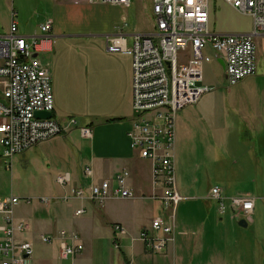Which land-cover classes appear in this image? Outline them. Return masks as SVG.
Masks as SVG:
<instances>
[{"label":"built area","instance_id":"built-area-1","mask_svg":"<svg viewBox=\"0 0 264 264\" xmlns=\"http://www.w3.org/2000/svg\"><path fill=\"white\" fill-rule=\"evenodd\" d=\"M87 1L125 8L131 3V0ZM209 1L150 0L151 32L128 34L121 29L115 34L104 35L107 53H131L133 115L127 135L140 159L149 163L154 194L148 198L157 199L170 211L167 218L152 220V233L143 230L138 234L137 239L144 248L154 254L162 253L174 242L175 210L183 200L177 189L174 166L176 114L211 91L208 86L201 85L203 66L210 61L223 62L224 79L230 87L253 76L256 70L254 39L264 34V0H223L238 12L250 14L253 30L247 34L211 31ZM15 17L13 12L8 32L0 35V148L7 169L11 168L14 156L66 130L53 118L35 117L36 112L52 113L54 106L49 66L42 59L51 51L53 22L48 19L38 27V33L24 36L19 33ZM121 25L126 27L125 19ZM128 38L133 40L130 47L127 46ZM69 123L74 124L73 120ZM79 133L83 139L91 138L88 127L79 128ZM83 175L91 179L92 168L85 166ZM129 178V172L121 170L86 190L76 186L58 199L38 200L46 205L58 200L68 204L88 201L102 206L113 199H135ZM56 183L62 188L72 187V177L68 173L58 174ZM206 199L218 204L220 216L224 215L227 205L232 220L252 221L254 199L251 197H229L215 186ZM18 203L16 197L0 200V264H35L31 242L21 238L30 231V224L15 218L14 207ZM84 212L81 208L74 215ZM112 229L115 238L126 234L120 224H114ZM58 237L59 260H73L83 250L76 233L62 230ZM39 239L43 244H50L54 238L41 235ZM113 245L118 248L116 240Z\"/></svg>","mask_w":264,"mask_h":264},{"label":"rangeland","instance_id":"rangeland-1","mask_svg":"<svg viewBox=\"0 0 264 264\" xmlns=\"http://www.w3.org/2000/svg\"><path fill=\"white\" fill-rule=\"evenodd\" d=\"M58 3H60L59 0H0V35L8 32L13 12L16 13L15 20L21 35L30 36L38 33V27L46 19L56 17L54 8ZM150 12V0H131L129 28L136 31H152ZM209 27L223 34H247L252 32L253 23L250 14L238 12L223 0H210ZM255 44L256 74L242 81L251 80L264 87V45H260L258 38ZM48 56L45 55V59ZM201 85L209 86L212 92L204 95L196 104L178 111L175 118V175L177 187L182 196L186 197L176 211L178 227L182 219V226L203 230L205 240L217 246L221 244L224 256L228 259L235 258L237 264H264V160L253 163L246 151L249 142L242 136L231 137L225 147L221 144V120L216 119L217 116L221 119V115L214 106L221 99V87L230 86L225 81L222 68L216 61L204 64ZM202 107L209 108L211 113L214 111L213 122L208 121L210 120L208 117H203ZM177 119H180L181 123ZM207 121L210 123L207 124ZM261 127L263 128L261 133L252 132L253 135H250L259 147L264 146V122H261ZM72 131L75 137L57 136L14 156L10 169L6 168L1 158L0 200L7 197H16L19 200L14 207L17 219H32L36 215L49 219L52 215V205L59 204L67 220L74 218L72 223L74 227L82 223L81 226L86 231L91 230L90 235L94 242L98 241L103 245L101 240L111 228V212L108 206L116 204L117 210L121 213L118 203L130 206L133 204L131 203L133 199H113L129 202L109 200L102 206L88 201H72L69 203L70 206L58 200H53L46 205L38 200L44 197L58 199L65 193H70L76 186L86 190L90 185L99 183L112 175L111 170L92 165V178L84 177L85 166L79 162V153L75 147L87 148L88 142L79 137L78 129L73 128ZM1 151L0 148V156ZM128 170L150 190L151 186L146 182L149 167L144 160L138 158ZM66 173L72 177V187L62 188L56 183V177L58 174ZM214 186L223 189L229 197L246 195L254 197L252 221L247 223L245 228L238 226V220L229 219L230 209L227 205L225 215L221 216L220 221L218 204L203 199L209 189ZM155 190L157 194L160 193V190ZM136 191L134 192L137 202L133 207L141 215L137 217L141 222L151 223L153 217L164 216L166 211H169L165 210L157 199L148 198L147 194L139 195ZM27 200L31 201L27 203ZM81 208L85 210L84 215L76 218L74 213ZM207 209L210 210L211 216L207 214ZM29 236L33 240V260L43 251L50 249L53 256L54 241L51 242L52 245L51 243L43 244L40 239H37L36 233ZM112 249L113 252H117L113 244ZM84 250L91 256L90 243L84 244Z\"/></svg>","mask_w":264,"mask_h":264},{"label":"crops","instance_id":"crops-1","mask_svg":"<svg viewBox=\"0 0 264 264\" xmlns=\"http://www.w3.org/2000/svg\"><path fill=\"white\" fill-rule=\"evenodd\" d=\"M59 1L60 3L56 4L54 8L56 17L48 18L53 22L51 51L46 54L49 55L46 59L45 55L42 56V59L48 64L51 75L54 99L52 118L66 129L60 136L75 137L73 128L78 131L81 127L90 128L91 138L85 139L88 142V147H75L79 153V162L84 166H101L106 170H111L110 177L121 170H127L130 174L128 183L132 190L136 191L138 188L136 192L139 195L151 196L154 194V190L151 186L149 163L144 160L149 167L146 182L150 184V190L128 170L132 163L140 158L127 135L131 128L133 115L131 106L132 56L130 52L107 53L104 41V35L115 34L121 29L128 34H147L151 30L136 31L129 28L130 6L125 8L89 3L87 0ZM123 19L126 20L124 28L121 25ZM257 38L260 45H264V34L256 37L254 44ZM132 43V38H128L127 46L130 47ZM255 65L257 70V55L255 56ZM220 95L221 99L215 104L214 109L216 108L221 115V119L218 116L216 119L221 120V144L223 147L229 143L231 137L242 136L249 142L246 151L253 163L264 160V156H262L264 146L259 147L250 136L253 135L252 132L261 133L263 129L261 122H264V87L254 81L245 80L235 86L221 87ZM202 112L203 117H208L210 119L208 121L213 122L214 111L211 113L209 108L202 107ZM203 117L201 116V119ZM72 120L74 124L69 123ZM177 120L181 123L182 118ZM208 121L207 124L210 123ZM79 137L82 138L80 135ZM224 152L226 153V151ZM131 176L133 177L131 178ZM177 189L182 196L178 187ZM208 193L209 191L206 196ZM206 196L203 199L211 201L207 200ZM251 198L254 199V197ZM185 200L186 197H183L181 202ZM132 201L133 204L130 206L118 203L121 213L117 210L116 204L108 206L111 212V228L101 240L103 245L98 241L94 242L90 235L91 230L86 231L81 226L82 223L78 227H74L72 224L74 218L67 220L61 212L59 204L52 205V215L49 219L43 218L42 215L33 216L32 219L15 218L25 220L30 224V231L21 238L31 244H33V240L29 235L34 233L37 234L38 240L41 235L54 238L53 256L51 249L43 251L34 258L35 264H237L235 258L228 259L224 256L221 244L217 246L211 241L207 242L203 230L182 226V219L180 227H178L176 211L181 202L175 210L174 242L169 244L162 253L154 254L147 251L137 237L143 230L152 233L151 223L141 222L137 219V217H141L133 207L137 200L133 199ZM69 205L71 206V204ZM169 214L170 211H166L164 216H155L152 220L156 217L167 218ZM207 214L211 216L208 209ZM82 215L80 216L82 217ZM80 216L78 217L81 218ZM218 216L221 221L219 213ZM75 217L77 218V216ZM229 219L234 221L230 214ZM114 224L123 226L126 234L115 238L112 232ZM62 230L76 233L83 243V250L73 260L61 261L58 258L60 242L58 232ZM114 240L118 245V248L113 245L117 252L111 250ZM89 243L91 256L84 250V244Z\"/></svg>","mask_w":264,"mask_h":264},{"label":"water","instance_id":"water-1","mask_svg":"<svg viewBox=\"0 0 264 264\" xmlns=\"http://www.w3.org/2000/svg\"><path fill=\"white\" fill-rule=\"evenodd\" d=\"M220 66L223 68V62L219 61ZM35 117L37 119H50L52 118V113L49 112H36ZM238 226L245 228L247 226V222L245 220H239Z\"/></svg>","mask_w":264,"mask_h":264},{"label":"trees","instance_id":"trees-1","mask_svg":"<svg viewBox=\"0 0 264 264\" xmlns=\"http://www.w3.org/2000/svg\"><path fill=\"white\" fill-rule=\"evenodd\" d=\"M52 117H53V115H52Z\"/></svg>","mask_w":264,"mask_h":264}]
</instances>
